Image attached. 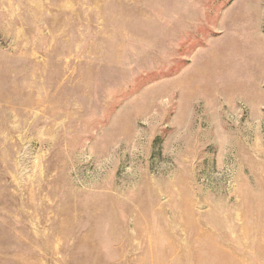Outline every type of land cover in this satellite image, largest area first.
Instances as JSON below:
<instances>
[{
  "label": "rangeland",
  "instance_id": "rangeland-1",
  "mask_svg": "<svg viewBox=\"0 0 264 264\" xmlns=\"http://www.w3.org/2000/svg\"><path fill=\"white\" fill-rule=\"evenodd\" d=\"M0 264H264V0H0Z\"/></svg>",
  "mask_w": 264,
  "mask_h": 264
}]
</instances>
